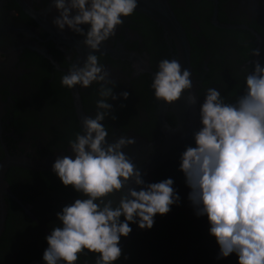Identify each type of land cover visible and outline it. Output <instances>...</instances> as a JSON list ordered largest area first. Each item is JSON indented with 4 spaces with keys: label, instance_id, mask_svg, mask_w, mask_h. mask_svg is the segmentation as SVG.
I'll return each mask as SVG.
<instances>
[{
    "label": "flooded vegetation",
    "instance_id": "af4514ba",
    "mask_svg": "<svg viewBox=\"0 0 264 264\" xmlns=\"http://www.w3.org/2000/svg\"><path fill=\"white\" fill-rule=\"evenodd\" d=\"M160 1L171 9L188 42L198 120L208 88L218 89L226 103H235L245 93V77L254 72L255 62L264 68V0ZM58 16L53 0H0V161L7 154L32 159L67 155L72 153L69 141L82 131L72 89L62 86L61 78L73 64L82 67L92 50L84 43L86 36L55 26ZM81 27L87 32V25ZM254 48L260 56H252ZM93 54L115 81L107 85L117 97L108 98L112 109L104 124L109 141L121 136L137 139L151 146L139 149L140 155L153 154L164 135L158 121L161 101L154 96L152 82L159 61L177 59L174 41L161 24L136 10ZM76 89L83 117H94L100 84ZM125 91L127 99L122 95ZM164 116L170 127L176 126L171 111ZM180 161L170 158L157 163L143 176L146 184L172 178L181 200L167 215L158 214L151 230L137 226L126 242L122 237V256L116 264H187L193 239L216 243L207 217H198L188 199L190 189L179 170ZM5 180L16 199L5 197L0 264L44 262L45 237L59 226L56 214L82 194L65 187L53 171L14 166L6 171ZM118 202L119 194L113 206ZM218 254L197 246L194 264H238L235 254L217 259ZM95 257L81 254L76 264Z\"/></svg>",
    "mask_w": 264,
    "mask_h": 264
},
{
    "label": "clouds",
    "instance_id": "9594fccd",
    "mask_svg": "<svg viewBox=\"0 0 264 264\" xmlns=\"http://www.w3.org/2000/svg\"><path fill=\"white\" fill-rule=\"evenodd\" d=\"M53 3L59 12L54 25L86 36L84 43L92 50L82 67L73 64L68 69L61 85L87 89L99 83L101 98L96 101L95 116L85 115L82 131L69 141L72 155L59 157L53 164L62 184L83 198L56 214L59 226L45 237L48 247L43 260L76 264L81 254L94 253L96 264H116L122 256L121 238L132 233L130 224L151 230L155 217L167 215L181 200L172 178L145 184L141 171L123 151L135 139L121 136L109 143L104 124L112 109L108 98H117L107 85L115 81L93 53L135 13L138 0ZM251 54L258 57L260 51L254 48ZM191 75L176 59L159 61L152 82L156 100L173 106L187 93L189 105H195ZM245 81V93L235 103H226L216 88L206 90L200 107L202 127L194 134L195 146L183 151L179 170L190 189L188 199L195 214L207 217L209 234L219 246L217 259L235 254L238 264H264V68L259 61ZM122 95L129 97L126 91ZM133 183L138 189L128 187L125 192ZM117 194L119 202L114 207Z\"/></svg>",
    "mask_w": 264,
    "mask_h": 264
},
{
    "label": "water",
    "instance_id": "95a60500",
    "mask_svg": "<svg viewBox=\"0 0 264 264\" xmlns=\"http://www.w3.org/2000/svg\"><path fill=\"white\" fill-rule=\"evenodd\" d=\"M137 11L146 14L164 27L170 38L174 41L177 52L176 60L180 62L182 69H187L190 71L189 46L185 33L168 5L164 2H161L160 0H138ZM72 93L75 108L81 121L83 118V113L77 89H72ZM187 95L188 94L186 93L181 101L176 102V104L170 106V108H167L168 105L164 102H160L158 121L163 132L164 139L153 154L140 155L139 149L144 150L145 147L147 150V147L150 148L151 146L145 143L143 144V142L137 139H135L136 143L134 145H130L123 149L125 154L132 160L136 168L141 171L142 179L143 176L146 175V172H149V170L153 169L157 163L165 162L170 158H179L181 160L183 151H185L188 146L195 145L194 134L199 131L202 126L195 115L193 105H189L187 101ZM166 111H171L175 115V127H170L165 120L164 115ZM108 142L112 143V141ZM64 155L66 154L56 155L54 157H50L49 159H32L23 155L9 156L7 154L0 161V237L4 230L7 215L5 197L9 195L10 197L16 199L11 193L5 180V173L8 168L15 166L34 171H53V164L55 160ZM67 155H72V153ZM128 187H137L138 189V186L134 185L133 183L129 184L125 188V192L127 191ZM137 226L138 224L133 225L132 233L127 238H125L123 243L131 237ZM197 246H206L219 251V246L216 243L206 241L204 239H193L188 247L187 264H194V250ZM93 262H96V258L86 264H91ZM29 264H45V262L33 261Z\"/></svg>",
    "mask_w": 264,
    "mask_h": 264
}]
</instances>
